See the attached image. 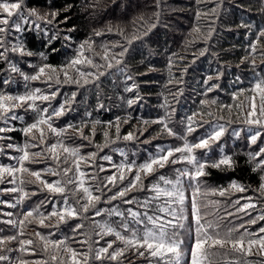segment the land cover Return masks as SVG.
<instances>
[{
	"label": "trees",
	"instance_id": "16d2710c",
	"mask_svg": "<svg viewBox=\"0 0 264 264\" xmlns=\"http://www.w3.org/2000/svg\"><path fill=\"white\" fill-rule=\"evenodd\" d=\"M157 0H25V14L31 9H35L40 16H45L46 20H36L32 17L28 21H20L24 28L17 32L11 27V34L6 36L8 47L11 44L22 42L25 50L30 51L33 55H21L20 53L9 52L8 57L23 73L31 76L36 74L39 67L47 63L53 67H61L73 59L78 52L79 46L83 43L91 42L94 51L86 52L89 58H92L97 64H104L100 58L104 54V48L119 42L123 47H128V51L122 58V64L108 69L105 76L100 77L99 88L94 85H88L79 88L75 84H63L60 91L53 101L40 104L41 108L51 107L58 108L66 99L71 103L69 110L64 116L53 119V126L58 129L66 128L68 124L83 127L85 135L92 138L93 143L82 140L75 135V131L70 129L64 142L73 147H80L83 155L89 152H96V144H104V132L109 133V138L114 143L105 147L98 155H109L112 161L97 160V165H103L107 171L100 173V178L112 175L115 169L113 164H120L125 160L135 161L142 164L147 161L150 155L156 154L160 148L167 146H181L183 141L175 137H170L166 133L157 136L160 132V125L144 124V121H153L165 116L166 112H172L169 126L173 127L180 134H183L187 125V117L193 113H203L204 115L195 117L198 124H193L196 131L189 136L192 143L198 142V138L204 136L211 131V124L220 123L226 127V132L218 142L219 146L213 149L205 156L201 150H197L196 155L200 160H208L209 162L217 161L221 155L231 156L235 162L232 169L208 168V176L205 178L209 188H228V186L236 181L241 185L249 187V191L245 193L232 192L228 197H201V204H207L208 200L214 199L221 202L220 215L224 214V209L235 211L232 201L241 200V204L247 202L241 197H253L256 200L261 176L264 171L256 169L255 163L249 158V153L259 151L260 147H264V139H258L256 144H251L249 135L257 126H249L244 123L246 112L250 109V101L246 96L252 95L247 91L251 89L256 82L258 74H264V58L261 57L260 51L252 55L256 59V67L253 69L250 62L242 63L245 56L249 55L250 45L257 41V36L261 28H264V2L262 0H222L219 14L212 13V9L217 6L218 0H163V8L156 6ZM208 13L197 17V12ZM59 13L53 18L49 13ZM154 14L159 15L156 20ZM67 17V19H65ZM47 20H51L48 23ZM151 23H157V27L152 28L146 37L133 41L131 45H127L126 40L133 35H140ZM34 24H39L40 28H36ZM242 25H250L251 30ZM200 29L199 36L207 35L209 29H213V36L205 42L194 32L196 28ZM111 29V31H109ZM71 30V31H70ZM101 32V36H95V32ZM51 44L48 43L51 37ZM71 37L66 40L65 37ZM261 48H264V40L260 41ZM208 48L204 55H199L201 51ZM55 49V51H53ZM122 47H109V55L115 54L117 59ZM40 53H44L41 56ZM98 54V55H97ZM46 56V59H45ZM171 61V62H170ZM114 63V61H113ZM239 66V67H238ZM81 71L96 72L97 69L90 65L83 64L78 66ZM123 69L120 71L118 69ZM100 71H105L101 68ZM75 74V73H73ZM127 75H131L133 79L128 81ZM219 78L217 79V76ZM208 76H212L210 83L218 85L212 92H207L209 85L204 81ZM23 77V76H22ZM239 77V80H237ZM11 78V83L3 84L5 79ZM61 79L63 76L61 75ZM171 81V83L169 82ZM41 81H25L21 79L19 73H11L8 70V64L0 61V92L10 95H22L26 91L35 88H41L45 93H50L57 87L53 84L49 89ZM136 87L132 92L125 91L126 87ZM241 90H245V94H240ZM77 95L73 99L72 92ZM179 95H176L177 93ZM234 94L236 98H234ZM139 97V99H137ZM134 99L136 103L129 105L128 100ZM168 102L167 107H162ZM202 100L215 101L216 103L201 104ZM103 104V109L98 107ZM228 105L232 107L229 109ZM174 110V111H173ZM207 113H212L211 116ZM22 116V120L12 121V128L16 129L7 132L9 141L14 146L23 148L26 143H35L36 148L29 149L34 153L42 151L44 145L39 140H32L31 135L26 136L21 129L33 123L38 119V113L25 109L18 113ZM223 117V119H219ZM119 118L120 131L116 132L115 125ZM99 121L96 125L95 135L92 136V122ZM112 122V126H108V122ZM183 121V123H181ZM205 121L207 123H205ZM202 125V126H201ZM239 132L236 136L233 132ZM129 132L136 134L137 139L126 141L123 139ZM143 133V134H141ZM39 136V133H36ZM71 137V139H69ZM119 137V139H117ZM57 137L47 134L46 144L51 145L57 143ZM151 141L145 144L144 141ZM122 150L125 156L120 154ZM6 153L19 157L22 152L16 148H9L0 154V165L19 167L17 160H13ZM8 159V160H7ZM38 162H25V166L31 171H42L46 167H55V163L43 157H37ZM190 168L187 163L177 165H169L165 169L159 170V175L168 178H174L176 168ZM85 171L92 173L98 171L96 167H85ZM129 179L134 174H126ZM20 174H17L19 177ZM26 180H32L33 177L24 174ZM44 178L49 182L60 179L59 176H51L44 174ZM157 177L145 178V184L151 185L155 183ZM11 180V177H6ZM19 179L17 180V184ZM17 184L8 183L11 187ZM127 181L124 182V186ZM0 187L1 184H0ZM24 191L28 195L20 201L21 193H12L9 191L0 192V237L19 236L20 232L24 233L19 236L20 239L38 238L36 232L49 237L50 239L63 240L68 237L67 243L79 252H88V244L79 243L80 240L86 239V236H77L72 229L77 223H84L81 230L85 233L90 232L89 223L80 219L68 220L67 223L56 225V219L46 221L49 227H41L38 218L29 217L25 222V226L21 228L18 221L24 219L25 213L31 211L37 206L39 211L47 215L53 211V204L58 207L63 206V201L59 196L55 199H49L50 194L47 190H40V185L25 184ZM120 190V185L113 189L112 193ZM191 197V189H188ZM35 193V195H32ZM149 193L134 192L131 196H136L143 200ZM107 199V195L104 197ZM43 202V203H42ZM188 202L186 201V204ZM111 205L119 206L121 210L127 208V205L121 201L110 202ZM14 205V206H12ZM109 204L101 203L98 207L107 208ZM190 207V205H189ZM264 208V201H260V208L251 210L250 216H244L238 223H245L249 219L255 218L261 214ZM204 211L212 212L213 209L208 207ZM11 214L7 218L15 221L14 224L5 223L2 220L4 214ZM10 219V220H11ZM97 220H113L118 218H109L106 216L97 217ZM234 222L235 218H233ZM187 223V222H186ZM232 225H226L231 227ZM249 231L257 233L259 228L264 227V221H258L255 225H250ZM51 234V236H49ZM75 236V240L72 237ZM115 237H105L100 239L99 236L92 235L94 243L93 247L98 248L106 246V242ZM192 237H186V243L191 244ZM120 246V245H117ZM6 247L11 251H3L2 254L9 256V261H0V264H19L25 261L26 264H54L49 258V254L42 250L39 244L31 246L28 252L19 251L20 244L18 240L8 242ZM215 259L219 264H225L232 261L233 264H264V257H261L253 249V255L244 256L238 252H232L229 249H215ZM67 255L61 253V256ZM131 260H139L140 264H148V260L131 256ZM190 264V248L187 249L183 257ZM100 264V262H96ZM104 264H108L107 261ZM125 264H130V260L126 259Z\"/></svg>",
	"mask_w": 264,
	"mask_h": 264
},
{
	"label": "snow or ice",
	"instance_id": "6c2138e0",
	"mask_svg": "<svg viewBox=\"0 0 264 264\" xmlns=\"http://www.w3.org/2000/svg\"><path fill=\"white\" fill-rule=\"evenodd\" d=\"M197 2L199 3L201 0H197ZM221 3L222 0H218L217 6L211 10L212 13L219 14ZM156 6L162 10L163 0H157ZM24 8L25 0H0V61L7 63L8 70L11 73H19L25 81H42L48 85L49 89L52 88L53 84L57 87L50 93H45L41 88L26 91L22 95H10L0 92V122L7 125L9 121L22 120L23 117L17 114V109H30L37 112L38 119L22 128L21 131L26 136L31 135L32 140H39L40 144L44 145L42 151L32 153L29 149L38 147L35 143H26L23 148L9 143L8 148L15 147L17 151L22 152V155L11 157L17 160L19 167L0 165V184L5 182L17 184L19 179L17 186L11 187L7 191L21 193L20 201L28 195L24 191L23 186L25 184L38 183L41 191L47 190L48 193L53 194L49 199H55L56 196H59L63 201L62 207L53 204V211L45 215L39 211L40 206H37V208L25 213L24 219L18 221L19 226L23 228L29 217L38 218L41 227H49L50 225L46 224V221L53 218L56 219V225L52 226H59L61 223H67L68 220L74 219L87 221L90 232L81 231L84 228V223H77L72 231L77 236H86L87 238L80 240L79 243L88 244L89 247L88 252H79L69 246L67 243L68 237L63 240H55L42 235L40 232L35 233L38 238L35 241L33 239H20L19 236L24 235L21 231L19 236L0 237V261L10 260L9 256L3 255L2 252L11 251L6 245L8 242L16 240L20 244L19 251L21 252L34 250L31 246L39 244L42 250L49 254V258L54 264H96V262L104 264L105 261L108 264H125L126 259L130 260V264H140L138 259L131 260L129 254L137 258L147 259L148 264H189L188 261L183 259L188 248H190V264H219L215 259L216 252L214 251L217 248H227L246 257L253 255V249H255V254L264 257V227L259 228L257 233L250 232L248 227L257 224L258 221H264V208L261 209V214L255 218L249 219L245 223H238L244 216H250L251 210L260 208V201H264V176H261V183L256 190L258 193L256 200L253 201V197H241V199L247 200L243 204H241L240 199L233 200L232 205L235 207V211L224 209V214L220 215L221 202L219 200L210 199L204 205L200 202L201 197H228L232 192L245 193L250 190L249 187L236 181H233L228 188H209L206 184L205 178L208 176L206 169H232L235 166L233 158L228 155H221L219 160L213 162L202 161L196 155L197 150H201L202 155L206 156L214 146H219L218 142L227 130L224 124H211V131L199 137L198 142L192 143L189 136L196 131L193 124L199 123L195 117H202L203 113H193L187 117V125L183 134L169 126L172 112H166L165 116L153 121H144L145 125L151 123L161 126L157 136L166 133L170 137L183 141L182 145L167 146L166 149L160 148L156 154L150 155L149 159L142 164L128 161L125 153L119 150L120 154L125 156V160L118 165L113 164L112 167L115 172L103 179L100 178L99 174L107 171V169L102 164L97 165V160L111 162L112 157L109 155L100 156L98 153L114 143L109 138L107 131L104 132L105 143L102 145L96 144L97 151L89 152L86 156L81 152L83 145L73 147L64 142L70 129H73L75 135L88 141L89 144H92L93 140L90 136L85 135L83 127L68 124L66 128L58 129L53 126V119L64 116L65 112L69 110L70 100L66 99L58 108H41L40 104L50 103L56 99L60 91L59 86L63 84H75L79 88L94 85L99 88L100 77L105 76L108 69L121 65L122 58L129 49L121 46L119 42L106 46L104 54L100 57L104 64H97L86 55V52L94 51L93 44L86 41L79 46L77 55L67 65L57 68L45 63L39 67L36 74L25 75L9 60L8 54L12 52L31 56L33 53L26 51L22 42L11 44L10 47L6 46L8 43L6 36L11 34V27H14L17 32L23 30L24 25L20 21H28L32 17H36L38 21L47 18L40 16L35 9L28 10L26 15ZM49 15L55 18L59 13L53 12ZM154 15L158 21L159 15ZM202 15L209 14L197 12V17ZM47 22L51 23V20H47ZM34 26L40 28L39 24H34ZM242 26L251 30L250 25ZM155 27H157V23H151L140 35H133L128 38L126 40L127 45L146 37ZM213 31L210 28L207 35L199 36L200 29L198 27L194 29L198 37L205 42L213 36ZM101 35V32H95V36ZM56 38L55 36L51 37L48 43L51 44L52 40ZM65 39L70 40L71 37H65ZM261 40H264V28L260 29L257 41L250 45L249 55L242 60V63L250 62L253 69L256 67V59L252 54L259 50L261 57L264 58V48H261L260 45ZM118 46L122 47V51L118 54L121 59H117L115 54L109 55V47ZM206 51H208V48L201 51L199 55H204ZM40 55L44 56L45 54L40 53ZM83 64L90 65L97 71H81L78 66ZM101 68H104L105 71H100ZM118 70L123 71L122 68ZM61 75L63 79H61ZM126 79L131 81L133 77L127 75ZM212 80L213 77L208 76L204 81L206 85H209L207 92H212L218 87L217 84L210 83ZM237 80H239V77H237ZM169 82L171 83V81ZM10 83L11 78L3 81L5 85ZM135 87L136 85L133 84L132 87H126L125 91L132 92ZM247 91L251 92L252 95L246 96V99L250 101V109L245 114L244 123L249 126H257L249 135L250 143L256 144L258 139H264V74H258L256 82ZM179 94L178 92L176 95ZM240 94H245V90H241ZM71 95L74 99L77 93L74 91ZM234 98H236L235 94ZM37 102H40V104ZM134 103H136V100H128L129 105ZM208 103L214 104L216 102L201 101V104ZM167 106L168 102L165 100L162 107ZM98 107L103 109L104 106L98 104ZM226 107L230 109L232 106L228 105ZM207 115L211 116L212 113H207ZM219 119H223V117ZM99 123V121L92 122V136L95 135L96 125ZM205 123L207 122L205 121ZM108 126H112L111 121L108 122ZM115 128L116 132L119 133V118H117ZM14 130L16 129L12 127H0V133ZM36 133H39V136H36ZM49 133L58 138L57 143L46 144L47 134ZM233 134L240 135L236 131ZM4 138L0 136V139ZM123 139L131 141L137 139V136L135 133L129 132ZM150 142L149 140L144 141L145 144ZM3 152L4 149L0 147V154H3ZM37 157H43L45 161L51 159L55 163V167H46L42 171H31L25 166V162H38L36 161ZM249 158L255 163L253 171H256V169L264 171V147H260L259 151L254 154L249 153ZM180 163H187L191 167L176 168L174 178L159 175L160 169ZM85 167H96L98 171L89 173L84 170ZM18 173L20 174L19 177H17ZM46 173L54 177L59 176L60 179L49 182L44 178ZM24 174H28L34 179L26 180ZM126 174L134 175L129 179ZM6 177H11V180H6ZM149 177H157L155 183L150 186L145 184V178ZM125 181H127L126 186H124ZM117 185H120V190L114 194H108L112 193ZM188 189H191V197L186 195ZM134 192H147L149 195L145 196L143 200L138 199L136 196L129 198L130 194ZM32 195H35V193H32ZM106 195L107 199H104ZM117 200L128 207L121 210L119 206L110 204V202ZM101 203L110 206L107 208L98 207ZM208 207H211L213 211L203 210ZM102 216L118 219L104 221L96 219ZM233 218L237 222H234ZM5 223L14 224L16 222L8 220ZM229 224L232 226L226 227ZM93 234L99 236L100 239L113 236L115 239H109L106 246L94 248L93 244L99 243V241L92 240ZM188 235L192 237L190 245L186 243ZM72 239L75 240V236ZM62 252L67 255L61 256ZM19 264H26V262L20 261ZM225 264H233V262L227 261Z\"/></svg>",
	"mask_w": 264,
	"mask_h": 264
},
{
	"label": "rangeland",
	"instance_id": "374dc122",
	"mask_svg": "<svg viewBox=\"0 0 264 264\" xmlns=\"http://www.w3.org/2000/svg\"><path fill=\"white\" fill-rule=\"evenodd\" d=\"M25 75H27L26 73H24ZM29 76V75H28ZM21 79H23V77L21 76ZM24 80V79H23ZM42 82V81H41ZM42 83H44V82H42ZM46 85V87L48 86L47 84H45ZM48 88V87H47ZM25 109H17L16 110V112H17V114L19 113V114H21V112L22 111H24ZM0 127H12V121H9L8 122V124L7 125H5L4 123H2V122H0ZM7 132L8 131H6V132H4V133H0V136H3V137H5L4 139H0V147H2L4 150H8L9 148L7 147V145L9 144V143H11L10 141H9V136H8V134H7ZM8 156H10V158L13 156V155H11L10 153H6ZM8 160V159H7ZM13 160H15V159H13ZM3 166H6V165H3ZM1 186L2 187H0V192H5L7 189H9V187L11 186V185H8V182H5V183H2L1 184ZM189 192H186V195L188 196V197H190L189 196ZM9 215L8 214H4L1 218H2V220H4V221H8V220H10L11 218H7ZM12 220V219H11Z\"/></svg>",
	"mask_w": 264,
	"mask_h": 264
}]
</instances>
